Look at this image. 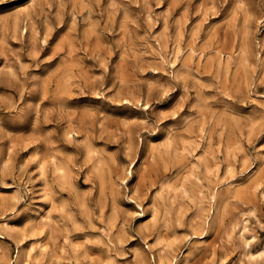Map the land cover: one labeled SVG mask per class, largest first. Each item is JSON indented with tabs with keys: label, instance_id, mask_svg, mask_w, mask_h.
Returning a JSON list of instances; mask_svg holds the SVG:
<instances>
[{
	"label": "rangeland",
	"instance_id": "obj_1",
	"mask_svg": "<svg viewBox=\"0 0 264 264\" xmlns=\"http://www.w3.org/2000/svg\"><path fill=\"white\" fill-rule=\"evenodd\" d=\"M0 264H264V0H0Z\"/></svg>",
	"mask_w": 264,
	"mask_h": 264
}]
</instances>
